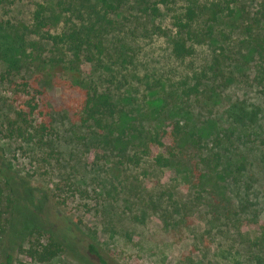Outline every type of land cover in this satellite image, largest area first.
I'll return each mask as SVG.
<instances>
[{
  "label": "rangeland",
  "instance_id": "374dc122",
  "mask_svg": "<svg viewBox=\"0 0 264 264\" xmlns=\"http://www.w3.org/2000/svg\"><path fill=\"white\" fill-rule=\"evenodd\" d=\"M38 1H47L53 6L55 0H1L0 23L8 30L25 33ZM258 10V2H254L235 24H228L229 18L224 19L215 26L214 40L196 45L194 56L185 61L175 59L168 38L152 29V24L168 28V22L163 18H157L153 23L140 21L136 24L123 17L115 27L112 42L116 47L121 40L127 44V54L134 57V63L129 66L132 74L125 81L119 78L123 85L119 93L111 84L100 91L109 86L122 99L127 98L129 102L123 104L126 113L141 120L149 109L148 87L159 94L160 91L167 94L178 89L182 92L184 83V88L193 85V77H199L203 72L207 77L201 76L204 83L213 80L209 63L216 54L223 52L224 63L229 64L228 68L233 72L230 82H225L223 89L218 87L211 100V94L207 92L192 118L194 130L215 131L213 115L223 114L229 103L237 99H249L252 103L258 96L252 71L255 62L250 61L251 56L247 57L244 42L245 28L257 17ZM27 39L39 43L42 52L40 50L34 56L41 53L42 67L48 63L47 57H51L74 69L80 75V81L91 80L92 65L81 57L76 58L60 48L47 47L35 36ZM37 65L40 64L36 62L28 74L31 78L25 76L35 84L41 78L35 68L42 69ZM6 72V67L0 64V128L3 129L0 145L13 170L28 181L27 188L32 193L29 201L33 200L38 209L37 224L64 232L70 248L49 261L32 260L26 252L36 248L43 250L53 237L52 232L33 230L32 235L18 242L12 251L13 264H99L86 252V245L91 240H96L105 250L109 264H256V255L264 264V243L253 244L260 233L253 232L251 226L239 227L236 217L218 210L216 203L212 210L208 209L206 203H210V198L195 200L180 178L175 179L168 170L158 168L141 150H130L122 156L117 150L106 149L99 141L101 135L79 120L83 109L79 94L85 85L80 86L79 79L54 77L46 83L45 93L39 95L32 87H23V75ZM32 97H36L44 114L34 116V125L51 122L53 133L42 142L39 138L34 141L8 138V131L3 128L4 116L9 114L10 117L19 111ZM183 113L180 115L175 110L169 117L183 121ZM191 154L194 156L195 152ZM0 190L5 196L8 194L1 179ZM44 194L48 198L46 204L39 201ZM248 194L251 210L240 216L251 218L257 210L264 220V182L255 184ZM239 195L234 201L240 202ZM174 202L178 203L177 208H174ZM65 220L72 225L70 231ZM2 254L0 249V262L4 261Z\"/></svg>",
  "mask_w": 264,
  "mask_h": 264
},
{
  "label": "trees",
  "instance_id": "16d2710c",
  "mask_svg": "<svg viewBox=\"0 0 264 264\" xmlns=\"http://www.w3.org/2000/svg\"><path fill=\"white\" fill-rule=\"evenodd\" d=\"M254 2H258L259 10L257 17L245 28L244 39L247 57L251 56L250 61L255 62L252 71L258 96L254 102L237 99L229 103L223 114L212 116L216 118L215 131L204 133L194 130L193 111L198 103L207 92L211 94V100L218 87L230 82L233 72L228 68L230 65L224 63L226 56L221 52L209 63L213 80L204 83L201 76L206 77V72H203L201 76L193 77V85L184 88V83L182 92L180 89L170 90L167 94L164 91L159 94L150 86L149 109L145 117L135 120L126 113L123 104L129 100L116 93L123 88L119 78L125 81L132 74L129 66L134 63V57L127 54V44L122 40L118 41L117 47L112 42L115 40H112L115 27L123 17H127L126 21L134 20L136 24L140 21L153 23L157 18H163L169 27L163 29L161 25L152 24V29L168 38L175 59L185 61L194 56L196 45L214 40L216 25L226 18L230 20L228 24H235ZM51 5L47 1L35 3L31 25L26 27L25 33L8 30L0 23V64L6 67V73L23 75V87H32L39 95L45 93L46 83L54 77L79 79L80 86L85 84L79 94L83 107L79 120L101 135L99 141L106 149L117 150L122 156L130 150H141L158 168L168 170L175 179L180 178L195 200L210 198V203H206L208 209L212 210L216 203L218 210L236 217L239 227L251 226L253 232L260 233L253 244H263L264 220L260 211L255 210L256 213L247 219L240 215L251 210L248 192L255 184L264 182V0H55ZM33 36L47 47L63 49L67 54L81 57L91 64V80L86 83L80 81V75L74 69L51 57H47L48 63L42 67L44 59H40L41 53L34 56L36 52H42L39 43L27 39ZM36 62L40 64L37 68H42H35L41 74L38 85L31 82L28 75ZM231 66L234 69V65ZM27 75L30 78L25 77ZM108 84L114 85L116 93L109 86L106 91H100ZM41 108L36 97H32L10 117L6 114L3 128L8 131L7 137L27 141L39 138L42 142L52 134L51 122L33 123L34 116L44 115ZM175 110L179 114L184 111L183 121L171 120L169 116ZM193 151L194 156L191 154ZM13 169L0 145V179L8 190L6 196L0 190V249L4 256L0 264H13L12 251L18 242L32 235L33 230L52 232L56 241L50 237L49 245L43 250L36 248L26 253L32 260H52L70 249L65 233L37 224L38 209L34 207L33 200L29 201L32 193L27 188L28 181L20 178ZM237 195L240 202L234 201ZM39 201L48 203L47 195L41 196ZM51 205L54 208V204ZM173 206L177 208L179 205L174 202ZM169 208L173 207L169 205ZM64 222L70 231V221ZM85 249L99 264H109L105 250L96 240L88 242ZM256 260V264H263L260 256L256 255Z\"/></svg>",
  "mask_w": 264,
  "mask_h": 264
}]
</instances>
